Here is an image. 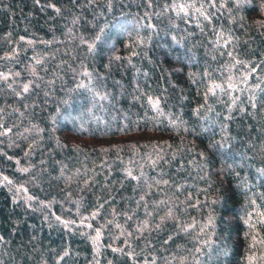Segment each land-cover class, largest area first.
Listing matches in <instances>:
<instances>
[{"label":"trees","instance_id":"16d2710c","mask_svg":"<svg viewBox=\"0 0 264 264\" xmlns=\"http://www.w3.org/2000/svg\"><path fill=\"white\" fill-rule=\"evenodd\" d=\"M0 264H264V0H0Z\"/></svg>","mask_w":264,"mask_h":264}]
</instances>
